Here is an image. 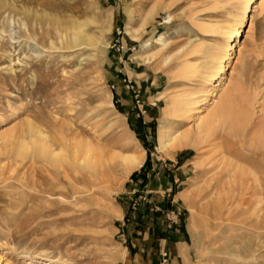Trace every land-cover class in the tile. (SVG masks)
I'll return each mask as SVG.
<instances>
[{
    "label": "rangeland",
    "instance_id": "rangeland-1",
    "mask_svg": "<svg viewBox=\"0 0 264 264\" xmlns=\"http://www.w3.org/2000/svg\"><path fill=\"white\" fill-rule=\"evenodd\" d=\"M80 25L91 44L76 41ZM232 26L236 37L225 35ZM177 94L183 116L164 117ZM230 106L246 111L245 129L225 119ZM214 115L197 148L159 149L160 130H182L170 145L203 138L198 119ZM261 125L264 0H0V264H130L123 231L141 169L170 180L162 188L180 215L183 248L157 250L156 264H264ZM33 137L73 172L68 155L98 161L87 193L56 187L64 178L50 163L14 160Z\"/></svg>",
    "mask_w": 264,
    "mask_h": 264
},
{
    "label": "bare ground",
    "instance_id": "bare-ground-1",
    "mask_svg": "<svg viewBox=\"0 0 264 264\" xmlns=\"http://www.w3.org/2000/svg\"><path fill=\"white\" fill-rule=\"evenodd\" d=\"M201 25H205V26H208V27H212L213 26L210 24V23H203ZM79 28V29H78ZM78 28H74V29H78L75 35V39L76 41H81L80 43H84L86 45H89L91 44L90 41L86 42L85 43V39L84 37L86 36L81 30V25L80 27L78 26ZM202 31H206L205 28H202ZM238 31H239V27H235V26H232V27H228L226 29V34L225 35H228V36H231L233 35V37H236L237 34H238ZM87 37V36H86ZM133 38H136L137 36H132ZM87 40V39H86ZM148 45V43H145L144 46ZM72 46V45H71ZM233 43H230V48H233ZM223 66L222 64H219V66H217V70L219 69H222ZM193 69V67H190V66H184L182 70H191ZM215 73L214 72H211L208 74L209 76V80H212V77ZM225 77L223 76L221 79L219 80H215V82L213 83V87H216V86H220V85H224L225 82H223L222 79H224ZM189 96V95H188ZM181 100V99H180ZM179 98H178V94L176 95V97L174 96L171 97V99H169L166 104L164 105V107L162 108V112H163V116L166 117V118H176L178 116H183V107H182V101H180ZM233 106V105H232ZM229 107V110H227V112L225 113V119H227V122H229V124L232 126V127H241L243 129H245L246 125H248L249 123V119H248V116H247V113L244 109H237L236 111H234L233 109H231V107ZM226 111V110H225ZM224 112V111H222ZM228 113V114H227ZM222 114V113H221ZM199 125L197 126V129L199 130V133L201 131L204 132L205 134V137L201 138V137H194V139H191V138H187L185 135L183 137H181L179 140H177V142H174L172 145L169 144V141L170 140H175V136H178L180 135V133L182 132L178 130H175L174 132L176 133V135H173V134H170V133H167L166 131H163V130H160L159 133H158V147L160 150H162L164 153H166L168 150H171V149H175V148H182V147H186V146H190V147H193V148H197L198 145L202 142V141H206V138L209 134H211L213 132V129L212 126L210 125L212 122H214L215 120V115L213 116V118H208V119H202L199 118ZM173 132V133H174ZM260 132H262V135L264 134V125H261L260 126ZM213 135V134H212ZM261 135V134H260ZM243 136V135H242ZM237 138V137H236ZM208 139V138H207ZM242 140V138H241ZM38 142V138L36 137H33L32 139V145L33 147L29 148V147H26L23 143H20V146L19 148L14 151V154H13V158L14 160L16 161H20V162H23V161H26L27 159L31 160L32 162L35 161V159H39V160H42L43 162H46V163H50V165H52L53 167H55V169H61L59 170L58 172L62 173V176H63V180L64 181H57V184H56V187H60L66 191H68L69 189H72V191H74L75 193H80V194H85L87 193V189H84L85 187L84 184H85V181H88L89 178L92 176V175H89L90 172H94L96 173V170H97V165H98V161L96 160H93L92 157H88V156H81V155H74V156H66V159L72 164L74 165L77 170L75 172L72 171L71 168H69L68 164L67 166H62L63 165V159H62V156L59 158V157H56V155H53V153H51V151H48L46 148H44L45 146L44 145H41L40 148H37L36 144ZM42 144V143H41ZM263 148V147H262ZM258 149V148H257ZM256 150V149H255ZM262 150V149H261ZM238 151V149H237ZM171 153V152H170ZM246 155V154H245ZM237 156H238V153H237ZM143 157L142 156H132L131 157V160L132 161H135L136 163V166L140 165L141 161H142ZM219 162V161H218ZM217 162V163H218ZM221 162V161H220ZM219 162V163H220ZM226 162V160H225ZM69 163V164H70ZM29 164V163H28ZM26 164V165H28ZM228 164V163H227ZM232 164V163H231ZM234 164V163H233ZM254 165V164H253ZM223 166V165H222ZM234 166V165H233ZM28 167H31L30 165ZM71 167V166H70ZM217 167V166H216ZM224 168V167H223ZM32 169V167L30 168ZM30 169H27L28 171H31ZM226 169V168H225ZM26 170V171H27ZM25 171V172H26ZM217 172V171H216ZM253 172V171H252ZM206 173V172H205ZM209 173V172H208ZM213 173V172H212ZM220 173V172H219ZM237 173V172H236ZM255 173V172H254ZM257 174V173H256ZM261 174V173H260ZM20 175V174H19ZM225 176V174H224ZM227 176V175H226ZM231 176L233 177V174H231ZM258 176V175H257ZM212 177V176H211ZM245 177V176H244ZM216 178V177H215ZM236 178V176H235ZM249 180V176L247 177ZM218 179V178H216ZM233 179V178H232ZM253 184L255 183H258L259 182V178L258 177H254L252 178L251 176V180H253ZM211 180V181H210ZM210 183L213 182L212 179H210ZM241 180V178H240ZM244 180V179H243ZM206 181V180H205ZM207 181V182H209ZM232 182V181H231ZM255 182V183H254ZM63 183H66V186L62 185ZM217 183V182H216ZM234 183V182H233ZM236 183V182H235ZM250 184V182H248ZM218 184V183H217ZM241 184V183H240ZM204 185V184H203ZM233 185V184H232ZM206 186H208L206 184ZM216 185H214V188H215ZM236 186H239L240 185H236ZM249 186V185H248ZM260 186V184H259ZM264 186V185H262ZM82 187V188H81ZM238 187V188H239ZM50 188V187H49ZM210 188V187H209ZM197 190V189H195ZM255 190V189H254ZM263 190V189H262ZM198 194L199 197L197 198H200L201 200L204 199V198H207V191L208 189L206 187H203V188H200L198 190ZM215 191V190H213ZM258 192V191H257ZM192 193V192H191ZM194 193V192H193ZM259 193V192H258ZM197 194V193H196ZM197 194V195H198ZM179 195L181 196V198L184 200V201H187L188 200V191H186V189H183L180 191ZM232 195V194H231ZM204 197V198H203ZM193 198V197H192ZM259 200V199H258ZM257 202V201H256ZM186 203V202H185ZM211 203H213L212 201L210 200H205L204 202L198 204V206L196 207V210L203 214V217H205V220L207 219L208 215H209V211L210 208H211ZM214 205V204H213ZM261 209V208H260ZM259 211V210H258ZM261 212V211H260ZM258 213H256L255 215H257ZM215 217V216H214ZM257 217V216H256ZM212 222V221H211ZM210 222V223H211ZM256 229V228H255ZM255 240V239H254ZM253 250V249H252ZM233 252V251H232ZM240 254V253H239ZM238 255V254H237ZM45 263V262H44ZM42 262V264H44ZM50 264V263H48Z\"/></svg>",
    "mask_w": 264,
    "mask_h": 264
},
{
    "label": "crops",
    "instance_id": "crops-1",
    "mask_svg": "<svg viewBox=\"0 0 264 264\" xmlns=\"http://www.w3.org/2000/svg\"><path fill=\"white\" fill-rule=\"evenodd\" d=\"M133 176L136 177L133 189L137 191V195L143 196L132 207L128 229L123 231L128 233L126 237L131 242L134 254L130 264H156L160 261V256L156 255L157 250L172 253L183 248V241L174 242L182 236L179 211L175 207L172 193L162 188L171 183L165 175L162 174L159 180H155L152 174L141 169L136 170ZM171 241L174 244L169 247L168 243H172Z\"/></svg>",
    "mask_w": 264,
    "mask_h": 264
}]
</instances>
